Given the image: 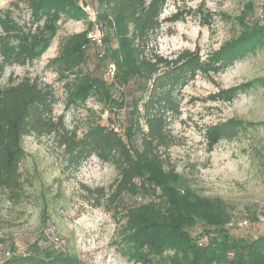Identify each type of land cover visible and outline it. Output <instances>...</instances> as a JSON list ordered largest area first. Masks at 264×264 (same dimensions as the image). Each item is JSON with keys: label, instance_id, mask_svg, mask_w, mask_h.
Wrapping results in <instances>:
<instances>
[{"label": "trees", "instance_id": "trees-1", "mask_svg": "<svg viewBox=\"0 0 264 264\" xmlns=\"http://www.w3.org/2000/svg\"><path fill=\"white\" fill-rule=\"evenodd\" d=\"M23 1L35 28L20 27L9 11L0 10V76L5 66H24L39 59L56 35L59 21L87 18L78 0ZM93 1L95 6L82 4L94 10L102 29L107 56L116 66L113 85L121 89V99L113 98L111 86L102 77L80 70L90 45L88 29L67 40L50 66L59 79L77 69V74L87 77L84 86L68 95L65 105L101 91L108 112L126 111L127 125L122 134L99 122L89 123L82 131L68 129L63 115L54 112L57 97L51 84L28 74H10L0 83V231L15 225V220L3 216V210L10 216V210L30 202L32 179L23 165V139L50 138L63 173H76L92 156L113 166L115 177L107 188L82 186V193L87 204L121 216L115 244L127 262L264 264V237L249 242L229 238L225 225L230 218L224 208L196 196L170 161L169 150L181 142L173 135L166 114L178 112L173 92L194 59L187 50L170 60L147 51L150 37L159 28L164 0ZM262 44L264 24L247 30L222 53L233 60ZM133 57L136 61L131 68ZM236 130L218 127L215 139H229ZM126 198L142 203L126 205ZM197 224L209 236L205 245L189 232ZM0 264L82 263L74 253L44 249L39 254H11Z\"/></svg>", "mask_w": 264, "mask_h": 264}, {"label": "rangeland", "instance_id": "rangeland-1", "mask_svg": "<svg viewBox=\"0 0 264 264\" xmlns=\"http://www.w3.org/2000/svg\"><path fill=\"white\" fill-rule=\"evenodd\" d=\"M78 1L95 6L93 0ZM0 10L9 11L20 27L34 30L23 0H0ZM262 24L264 0H164L159 28L147 45L149 53L163 59H175L186 50L193 57V66L173 92L178 112L166 114L173 135L181 142L169 150L170 161L196 196L224 208L230 218L225 225L229 238L247 242L264 237V44L233 60L225 59L222 50ZM88 25L85 17L59 21L56 35L40 58L24 66H5L0 83L10 74L39 78L53 86L54 112L63 115L68 129L82 131L89 123L99 122L122 134L127 125L125 110L108 112L101 91L65 105L68 95L84 86L87 77L77 74V69L59 79L50 66L62 45L85 34ZM86 52L80 70L102 77L111 86L113 98L121 99V89L113 85L115 75L106 73V64L112 62L106 46L102 60L93 45ZM140 125L145 130L143 121ZM223 126L236 128L234 136L215 139L214 131ZM213 139L215 143L209 145ZM22 147L23 165L32 179L30 202L10 210V216L2 211L15 225L0 231V262L14 253L53 249L74 253L82 264H131L116 250L121 216L94 208L83 199L82 186L108 187L115 177L113 166L92 156L76 173H63L50 138L26 137ZM139 203L142 200L125 199L126 205ZM204 230L201 224L189 230L201 245L209 237L202 234Z\"/></svg>", "mask_w": 264, "mask_h": 264}, {"label": "built area", "instance_id": "built-area-1", "mask_svg": "<svg viewBox=\"0 0 264 264\" xmlns=\"http://www.w3.org/2000/svg\"><path fill=\"white\" fill-rule=\"evenodd\" d=\"M79 5L82 8L83 12L85 13L89 24L86 38L91 45L96 47L98 58L101 59L104 57V42H103L104 35L102 29L96 21V15L94 10L88 5H83L81 2L79 3ZM105 67H106L107 75L109 77H113L115 73L114 64L107 63Z\"/></svg>", "mask_w": 264, "mask_h": 264}]
</instances>
